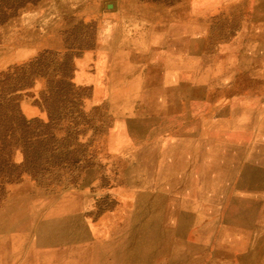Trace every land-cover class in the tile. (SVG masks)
Returning a JSON list of instances; mask_svg holds the SVG:
<instances>
[{
    "label": "rangeland",
    "instance_id": "obj_1",
    "mask_svg": "<svg viewBox=\"0 0 264 264\" xmlns=\"http://www.w3.org/2000/svg\"><path fill=\"white\" fill-rule=\"evenodd\" d=\"M0 103L44 138L0 190V264H264V0L26 5Z\"/></svg>",
    "mask_w": 264,
    "mask_h": 264
},
{
    "label": "trees",
    "instance_id": "obj_2",
    "mask_svg": "<svg viewBox=\"0 0 264 264\" xmlns=\"http://www.w3.org/2000/svg\"><path fill=\"white\" fill-rule=\"evenodd\" d=\"M39 1L40 0H0V25L14 16L19 9ZM152 1L156 2L159 0ZM11 99L13 101L14 98L11 97ZM1 105H6V103H0V107H2ZM6 106L12 109L11 116L13 120L9 122V120L0 117V159H2L0 160V190L3 189L2 185L4 183L19 179L23 173L34 176V174L30 173V170L32 168L36 169L37 165L39 166V147L44 143L42 131L39 127L32 126L33 123L39 124L36 120L26 121L25 118L17 120L13 116V108L11 105L7 104ZM42 127L47 129L49 126ZM51 139H53V136H51ZM16 150L21 151L23 155L21 164L16 165L9 158L3 159L5 155L11 157L13 151ZM48 151L50 153V159H54L56 149L49 148ZM67 154L70 155V153ZM50 159L47 162L52 163ZM62 162L63 165L67 166L68 164H75V161L71 162L67 160Z\"/></svg>",
    "mask_w": 264,
    "mask_h": 264
}]
</instances>
